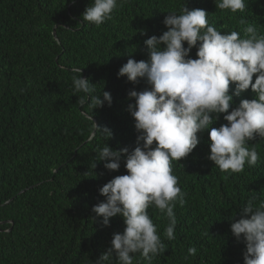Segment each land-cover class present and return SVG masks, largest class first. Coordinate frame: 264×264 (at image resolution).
Segmentation results:
<instances>
[{
	"label": "trees",
	"instance_id": "16d2710c",
	"mask_svg": "<svg viewBox=\"0 0 264 264\" xmlns=\"http://www.w3.org/2000/svg\"><path fill=\"white\" fill-rule=\"evenodd\" d=\"M92 0H0V264H95L111 246L114 233L125 224L117 215L110 226L94 218L93 206L105 201L99 189L117 175L127 174L124 158L119 171L105 169L98 150L137 144L135 120L127 111L130 90L150 87L119 77V69L132 58L149 59L144 41L166 31L168 12L179 14L204 9L207 19L222 32L245 35L239 20L255 23L264 33V0H247L244 12L216 8L214 0H127L99 27L83 21ZM141 33H146L142 35ZM185 47L187 44L185 43ZM196 58V49L190 53ZM74 69L95 85V93L108 91L112 104L92 110L81 106L74 93ZM255 75L253 77V82ZM234 85H230V94ZM251 89L234 96V105L253 99ZM231 110V109H230ZM220 119L211 125L227 123ZM92 116V119L90 118ZM94 123L111 130L107 138ZM186 158L173 161V174L184 195L177 202L175 239L164 230L165 213L148 209L166 251L152 264H244L246 246L230 226L243 206L264 201V138L249 141L260 160L245 164L243 172H221L207 157L208 132ZM195 247L191 256L188 249ZM106 264H117L115 256ZM133 264H147L139 253Z\"/></svg>",
	"mask_w": 264,
	"mask_h": 264
},
{
	"label": "clouds",
	"instance_id": "9594fccd",
	"mask_svg": "<svg viewBox=\"0 0 264 264\" xmlns=\"http://www.w3.org/2000/svg\"><path fill=\"white\" fill-rule=\"evenodd\" d=\"M126 2L92 0L82 19L99 27ZM214 2L216 8L232 13H242L247 6V0ZM207 16L204 9L189 10L186 6L179 14L168 12L163 20L167 30L144 41L149 59L130 58L117 73L118 78L126 76L132 83L143 79L150 87L128 92V99L134 98L127 111L139 133L137 146L130 151L128 147L113 149L106 144L90 166L95 169L96 161H103L105 169L119 171L123 157L127 170V174L115 176L99 189L105 201L92 208L94 220L102 217L105 227L117 215L125 224L122 233L113 234L111 246L95 264H106L113 256L117 264H133L137 253L152 264L155 256L165 253L166 245L148 209L154 206L166 214L169 222L164 235L168 240L175 239L174 208L177 202L183 206L185 194L173 174L172 162L193 152L200 143L198 133L208 132L207 158L221 172L240 173L245 164L252 167L260 160L256 147L248 142L264 138V33L243 18L239 20L240 25H247L243 37L238 31L222 32L209 23ZM193 48L196 58L190 56ZM73 71L79 73L72 78L74 93L86 94L78 97L81 106L89 98L92 110L103 107L105 102L111 106L110 92L93 94L95 85L82 76L81 69ZM230 85H234L231 94ZM249 88L255 98L242 99L233 106L234 96ZM221 114L227 123L211 127ZM94 127L111 138L109 128L95 123ZM253 200L237 213L240 218L231 223L230 229L236 240L246 246L244 264H264V201L256 206ZM188 254L195 256L197 249L190 247Z\"/></svg>",
	"mask_w": 264,
	"mask_h": 264
}]
</instances>
